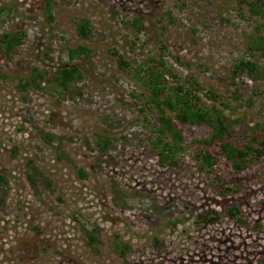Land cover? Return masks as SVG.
I'll use <instances>...</instances> for the list:
<instances>
[{"label": "rangeland", "instance_id": "1", "mask_svg": "<svg viewBox=\"0 0 264 264\" xmlns=\"http://www.w3.org/2000/svg\"><path fill=\"white\" fill-rule=\"evenodd\" d=\"M50 1L52 21L45 0H0V40L21 38L0 43V264H264V154L238 171L221 148L264 134V13L249 9L264 0ZM78 45L88 56L69 60ZM150 70L195 82L229 134L206 145L208 125L174 119L182 150L160 163Z\"/></svg>", "mask_w": 264, "mask_h": 264}, {"label": "trees", "instance_id": "2", "mask_svg": "<svg viewBox=\"0 0 264 264\" xmlns=\"http://www.w3.org/2000/svg\"><path fill=\"white\" fill-rule=\"evenodd\" d=\"M50 0H45L44 9L47 13L49 20H53L52 9L50 6ZM251 13H264L262 9L256 3H251L249 6ZM91 31V25L88 20H79L77 23L78 35L82 38H87ZM21 38L10 32H6L1 38V47L6 50L14 49L20 43ZM255 44L258 49L264 50V43L259 38ZM89 49L83 45H78L75 48L67 49V57L69 60H73L78 56H88ZM238 70H248V72L255 71L256 67L252 62L240 61L236 66ZM39 78H43L40 73H36ZM81 75L78 66H67L60 70V74L56 77V83L59 88H66L70 82L78 79ZM171 74L169 71L162 70L161 72L156 70H150L146 85L150 90V100L156 105L158 110L157 126L155 128L154 147L162 164H176V156L179 151L182 150V136L176 129L173 120L183 124H206L211 129L209 138L201 140L202 143L209 145L216 140H223L229 134L230 125L228 123V117L225 114L224 109L218 108L215 104H202L200 105V98L195 94L196 83L191 81V88L185 90L181 85L168 87L165 85V77ZM33 80V79H32ZM31 83V82H30ZM28 85V82H27ZM167 113H171L169 116ZM170 137L171 142L165 141L164 137ZM49 137V136H48ZM102 146L99 145V148ZM226 157L231 160L233 167L241 171L244 169L247 160L249 159V150H253L256 155L264 154V134L260 143L253 147L247 145L246 149L231 147L227 143L221 145ZM202 163L201 166L205 170L210 169L212 166L211 156L208 151L200 150L198 153ZM3 182V177L0 175V183Z\"/></svg>", "mask_w": 264, "mask_h": 264}]
</instances>
